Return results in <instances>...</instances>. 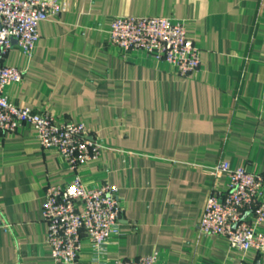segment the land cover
I'll list each match as a JSON object with an SVG mask.
<instances>
[{
	"label": "crops",
	"instance_id": "obj_1",
	"mask_svg": "<svg viewBox=\"0 0 264 264\" xmlns=\"http://www.w3.org/2000/svg\"><path fill=\"white\" fill-rule=\"evenodd\" d=\"M43 20L34 55L17 41L3 60L24 70L7 90L20 106L84 122L108 146L80 169L88 186H120V233L106 261L160 252L168 264H264V253L201 233L222 160L264 173V0H61ZM116 16L181 20L202 49L201 69L182 77L144 53L109 46ZM60 156L32 128L0 130V264H60L46 244L48 180L70 181ZM85 243L80 264H101Z\"/></svg>",
	"mask_w": 264,
	"mask_h": 264
},
{
	"label": "built area",
	"instance_id": "obj_2",
	"mask_svg": "<svg viewBox=\"0 0 264 264\" xmlns=\"http://www.w3.org/2000/svg\"><path fill=\"white\" fill-rule=\"evenodd\" d=\"M66 8L61 0H0V130L34 129L41 150L59 155L71 170L68 182L48 180L42 205L48 224L46 244L56 262L80 264L87 243L93 253L100 254L101 264H168L161 261L159 251L106 261V246L120 233L124 208L120 186L108 181L88 186L80 169L100 158L108 146L84 122L60 120L47 109L20 106L8 93V86L24 77V70L3 64L13 39L32 57L40 22L60 16ZM109 46L123 58L144 53L182 77L194 76L201 69V47L188 36L185 23L173 17L116 16ZM206 170L215 177L226 175L227 181L225 189L216 184L208 194L200 232L222 237L236 250L255 248L264 253V173L227 160L207 165Z\"/></svg>",
	"mask_w": 264,
	"mask_h": 264
},
{
	"label": "water",
	"instance_id": "obj_3",
	"mask_svg": "<svg viewBox=\"0 0 264 264\" xmlns=\"http://www.w3.org/2000/svg\"><path fill=\"white\" fill-rule=\"evenodd\" d=\"M17 40L16 39H13V42H16Z\"/></svg>",
	"mask_w": 264,
	"mask_h": 264
}]
</instances>
